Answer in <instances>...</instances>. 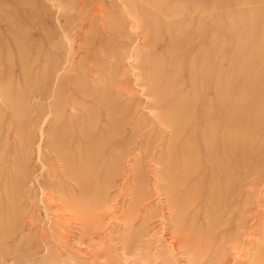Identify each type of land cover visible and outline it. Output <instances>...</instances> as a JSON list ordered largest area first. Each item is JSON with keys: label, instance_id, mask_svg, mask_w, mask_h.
I'll use <instances>...</instances> for the list:
<instances>
[{"label": "rangeland", "instance_id": "rangeland-1", "mask_svg": "<svg viewBox=\"0 0 264 264\" xmlns=\"http://www.w3.org/2000/svg\"><path fill=\"white\" fill-rule=\"evenodd\" d=\"M0 264H264V0H0Z\"/></svg>", "mask_w": 264, "mask_h": 264}, {"label": "bare ground", "instance_id": "bare-ground-1", "mask_svg": "<svg viewBox=\"0 0 264 264\" xmlns=\"http://www.w3.org/2000/svg\"><path fill=\"white\" fill-rule=\"evenodd\" d=\"M160 179V178H159ZM82 223V222H81ZM80 225V224H79ZM84 228V227H83ZM179 247V246H178ZM181 253V252H180ZM190 262V261H189Z\"/></svg>", "mask_w": 264, "mask_h": 264}]
</instances>
